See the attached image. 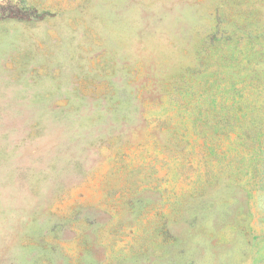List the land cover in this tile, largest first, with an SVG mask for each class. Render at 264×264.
I'll return each mask as SVG.
<instances>
[{
    "label": "rangeland",
    "instance_id": "obj_1",
    "mask_svg": "<svg viewBox=\"0 0 264 264\" xmlns=\"http://www.w3.org/2000/svg\"><path fill=\"white\" fill-rule=\"evenodd\" d=\"M0 264H264V0H0Z\"/></svg>",
    "mask_w": 264,
    "mask_h": 264
}]
</instances>
